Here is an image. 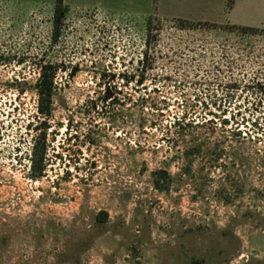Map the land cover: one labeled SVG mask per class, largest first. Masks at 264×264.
<instances>
[{"label": "rangeland", "instance_id": "1", "mask_svg": "<svg viewBox=\"0 0 264 264\" xmlns=\"http://www.w3.org/2000/svg\"><path fill=\"white\" fill-rule=\"evenodd\" d=\"M55 2L0 0V264H264V0Z\"/></svg>", "mask_w": 264, "mask_h": 264}, {"label": "trees", "instance_id": "2", "mask_svg": "<svg viewBox=\"0 0 264 264\" xmlns=\"http://www.w3.org/2000/svg\"><path fill=\"white\" fill-rule=\"evenodd\" d=\"M70 8L67 7L64 3V0H56L54 11H53V38L56 40L59 38L61 33L65 29V23L68 20L70 15ZM152 25V20L150 19L148 22V28L150 29ZM237 29V28H235ZM150 32V30H149ZM150 36V35H149ZM144 59L138 62V71L140 73H145L150 69H153L152 65L149 63V58L147 56V52L144 54ZM40 76L34 85V91L38 95V114L42 122L37 126L36 130L41 131L39 136H37L34 141V146L31 154V177L34 180L40 179L46 171V163H47V131L49 129V123L53 117L54 113V105H55V97L57 95V87L55 85V77L56 72L59 70L57 66L51 63L39 64ZM77 73V68H72V74L75 75ZM107 74H104V79L102 80L103 84V94L99 98V102L102 107H112L116 105H120L117 96L119 92L116 86H112L113 82H106ZM111 76V75H110ZM114 77V76H111ZM122 79H126V84L131 83L135 76L132 75H122ZM145 78L144 75H141V78L138 80L137 84L144 85ZM145 100H143V104ZM91 107L96 106V101H89ZM184 121H186L184 119ZM184 121L180 120L175 123V126H185ZM77 135V134H76Z\"/></svg>", "mask_w": 264, "mask_h": 264}]
</instances>
